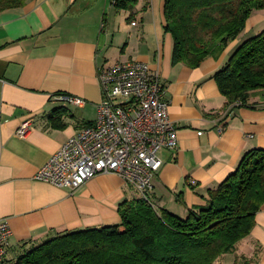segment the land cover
<instances>
[{
    "label": "crops",
    "instance_id": "1",
    "mask_svg": "<svg viewBox=\"0 0 264 264\" xmlns=\"http://www.w3.org/2000/svg\"><path fill=\"white\" fill-rule=\"evenodd\" d=\"M113 1L25 0L0 11V218L13 233L6 264L59 234L117 224L119 205L140 197L113 173L88 179L75 193L34 178L68 137L96 119L100 65L138 60L161 76L178 146L159 153L155 209L186 217L206 205L207 190L234 173L247 151L264 149V96H251L255 107L227 112L214 79L238 45L264 30V9H255L225 48L191 67L172 63L165 0H138L132 11ZM61 93L85 104H66L56 98ZM28 120V135H16ZM214 264H264V205L250 234Z\"/></svg>",
    "mask_w": 264,
    "mask_h": 264
},
{
    "label": "trees",
    "instance_id": "2",
    "mask_svg": "<svg viewBox=\"0 0 264 264\" xmlns=\"http://www.w3.org/2000/svg\"><path fill=\"white\" fill-rule=\"evenodd\" d=\"M137 2L113 1L118 10L129 11ZM24 3L0 0V11ZM255 9H264V0H165L172 63L199 66L244 30ZM214 79L227 112L255 107L251 96H264V30L238 45ZM206 200L186 217L157 210L141 197L125 200L119 223L59 234L15 264H214L250 234L264 205V149L247 151L234 173L207 190Z\"/></svg>",
    "mask_w": 264,
    "mask_h": 264
},
{
    "label": "built area",
    "instance_id": "3",
    "mask_svg": "<svg viewBox=\"0 0 264 264\" xmlns=\"http://www.w3.org/2000/svg\"><path fill=\"white\" fill-rule=\"evenodd\" d=\"M97 77L102 100L96 119L67 140L36 171L34 178L75 193L90 178L113 173L132 185L149 202L153 180L163 165L159 153L176 149V127L160 74L138 60L100 65ZM56 98L83 106V98L66 93ZM25 121L16 135L31 130ZM12 229L0 218V264L7 263Z\"/></svg>",
    "mask_w": 264,
    "mask_h": 264
},
{
    "label": "rangeland",
    "instance_id": "4",
    "mask_svg": "<svg viewBox=\"0 0 264 264\" xmlns=\"http://www.w3.org/2000/svg\"><path fill=\"white\" fill-rule=\"evenodd\" d=\"M264 100V99H263ZM263 102V101H262ZM264 104V103H263Z\"/></svg>",
    "mask_w": 264,
    "mask_h": 264
}]
</instances>
